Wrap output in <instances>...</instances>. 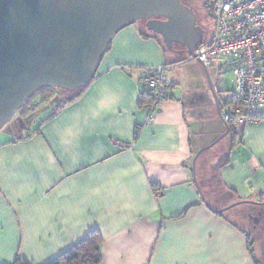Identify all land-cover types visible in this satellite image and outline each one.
<instances>
[{
  "label": "crops",
  "instance_id": "obj_1",
  "mask_svg": "<svg viewBox=\"0 0 264 264\" xmlns=\"http://www.w3.org/2000/svg\"><path fill=\"white\" fill-rule=\"evenodd\" d=\"M181 59L138 22L116 35L79 98L35 129L0 131V264H48L93 230L103 236L101 264H255L246 230L227 213L264 204L221 216L203 203L178 218L202 201L193 158L226 131L212 91L184 88L182 73L166 74L171 98L157 113L141 102L143 69L187 65ZM227 62L207 67L215 85L231 70L235 91ZM258 115L217 173L234 203H264V107Z\"/></svg>",
  "mask_w": 264,
  "mask_h": 264
},
{
  "label": "water",
  "instance_id": "obj_2",
  "mask_svg": "<svg viewBox=\"0 0 264 264\" xmlns=\"http://www.w3.org/2000/svg\"><path fill=\"white\" fill-rule=\"evenodd\" d=\"M138 22H145L170 52L179 55L196 57L205 41L197 12L182 0H0V131L44 88L70 93L88 88L116 35ZM198 63L226 131L195 155L192 172L206 206L223 213L256 202L213 209L198 182V158L230 133L209 68Z\"/></svg>",
  "mask_w": 264,
  "mask_h": 264
},
{
  "label": "built area",
  "instance_id": "obj_3",
  "mask_svg": "<svg viewBox=\"0 0 264 264\" xmlns=\"http://www.w3.org/2000/svg\"><path fill=\"white\" fill-rule=\"evenodd\" d=\"M213 16L214 35L197 49L192 61L207 65L213 59L227 58L228 67L236 72V88L234 102L223 109L222 116L241 134L247 125L260 121L258 110L264 107V0H218ZM167 69L151 66L142 71V84L153 97L147 104L151 116L167 95Z\"/></svg>",
  "mask_w": 264,
  "mask_h": 264
},
{
  "label": "rangeland",
  "instance_id": "obj_4",
  "mask_svg": "<svg viewBox=\"0 0 264 264\" xmlns=\"http://www.w3.org/2000/svg\"><path fill=\"white\" fill-rule=\"evenodd\" d=\"M182 1L186 5L193 7L197 12L198 22L206 31L205 41L210 40L209 37L212 34L213 28L215 29L216 24L212 14L205 9V0ZM201 46L202 44L199 47ZM175 48L182 49L180 46H176ZM172 56L175 60L186 57L184 62H186L185 64L187 65L182 67V64H180L179 68L168 66L169 69L166 70L167 75L171 74L172 76H176L177 74L182 73V77L184 79L182 81V86L184 88H195L199 86L197 83L202 82L205 87L210 89L209 81L203 67H200V64L197 61H192V56H189L188 53H184L180 56L179 54L173 52ZM219 77L220 78L217 80V84L215 85L217 91L221 89L218 87L219 84H222L226 89H233L234 73L231 70L225 69L219 74ZM73 96L74 95L68 94L67 92L59 89L54 91L53 97L50 99H46L43 95H39L37 97L35 96V99L29 100V102L25 105L27 108L25 111L21 110L17 113L14 120L9 124V126H11L10 129L13 131V128H17L18 130L16 129V132L18 133V131L27 132L31 128H37L42 121H44L53 111L59 108L60 104H62L64 100H69ZM207 96L210 106L213 107L214 102H212L210 95ZM26 111L27 113L25 114ZM214 114H216V111H214ZM24 125L25 127H23ZM4 128H7V125ZM228 149L229 145L227 144V141L223 140L215 147L205 151L198 161V169L200 173L199 180H201L203 189L205 190V194L208 199L217 208H224L235 202V198L232 197V194L229 193V191L222 184H220V182H218V179L212 169L216 163L225 157ZM242 208L243 207H236L233 211H229L227 216L232 223L245 229L253 238L255 242L256 255L261 263L264 264V228H260L264 227V207L257 208V210L253 209L254 207H250L247 210L245 209L240 211ZM260 216H262V218Z\"/></svg>",
  "mask_w": 264,
  "mask_h": 264
},
{
  "label": "trees",
  "instance_id": "obj_5",
  "mask_svg": "<svg viewBox=\"0 0 264 264\" xmlns=\"http://www.w3.org/2000/svg\"><path fill=\"white\" fill-rule=\"evenodd\" d=\"M216 1H218V0H205V9L207 11H209V13H211L212 16H213V6H214ZM213 19L215 20L214 16H213ZM185 60H186V57H182V59L180 61H185ZM168 80H170V84L167 86V89L169 90V88L173 85V81L171 79H169V78H168ZM56 89H58V88H44L41 91H39L35 96L37 97L39 95L40 96L43 95V96H45L46 99H50L51 97H53V93H54V91ZM86 89H83V90H81L79 92H74V93H70V92L65 91L68 94H72L74 96L71 97V99H69V100H64V102L62 104H60L59 108H57L56 110H59L63 106L75 101L77 98H79L83 94V92ZM168 90H167V95H166L164 101L169 99V98H171V95L169 94ZM217 93H218L220 106H221V109H222V112H223V109L225 107L233 104V102H234V91L225 89V90H218ZM228 93H230V94H228ZM222 95H223V97H222ZM35 96L32 99H35ZM141 102L143 104H146V105L153 102V97L151 96V94L147 90H145L144 86H143V93H142V101ZM26 109H27L26 106H24L19 111H21V110L25 111ZM26 113H27V111L25 112V114ZM50 115H52V113ZM49 116H48V118H49ZM228 125L230 127V133L228 134V136L232 137L231 145H229V146L234 148L235 146H237L236 138L240 134L235 133V131L233 129V126H232V124L230 122L228 123ZM201 155H200V157H201ZM200 157L198 158V161H199ZM198 161H197V165H196L197 166L196 167L197 179H198V182H199V184L201 186V189H202V191H203V193L205 195L206 201L210 205V207H212L213 209H216V210L222 209V208L215 207L210 202V200L208 199L207 195L205 194V190L203 189L201 180H199L200 173H199V169H198ZM228 161H229V158L227 156H225L218 163H216L212 167L213 172L215 173V176L218 179V182H220V184H222V185H223V183L219 179L217 173H218L219 167H221L222 165H224ZM229 193H231V191H229ZM263 196H264V194H263ZM203 203H204V200L202 199V201H200L199 203H194V204L189 205L178 216V218H182L183 216H185V214L191 208H193L194 206H197L198 204H203ZM244 203H248V202H244ZM252 204L263 205L264 203L256 202V203H252ZM212 211L215 212V213H218L221 216L226 212L225 211L223 213H219V212H217L215 210H212ZM243 232L247 236L248 250H249V253L251 255V258L253 259L255 264H262L261 261L259 260L258 256L256 255L255 242H254L253 238L249 235V233L247 231L243 230ZM102 243H103V236L99 232V230L90 231L81 241H79L77 244L72 246L70 249H68L67 251H65L61 255H59L57 258H55L54 260H52L48 264H101L102 259H103L102 252H101ZM14 264H25V263L15 262Z\"/></svg>",
  "mask_w": 264,
  "mask_h": 264
},
{
  "label": "flooded vegetation",
  "instance_id": "obj_6",
  "mask_svg": "<svg viewBox=\"0 0 264 264\" xmlns=\"http://www.w3.org/2000/svg\"><path fill=\"white\" fill-rule=\"evenodd\" d=\"M8 126V125H7ZM259 214V213H258ZM261 214V213H260ZM262 218V216H260Z\"/></svg>",
  "mask_w": 264,
  "mask_h": 264
}]
</instances>
